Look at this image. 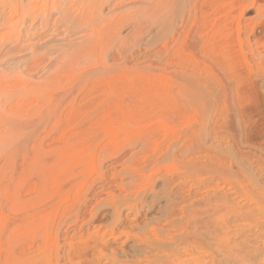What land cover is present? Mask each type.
<instances>
[{
  "label": "rangeland",
  "instance_id": "obj_1",
  "mask_svg": "<svg viewBox=\"0 0 264 264\" xmlns=\"http://www.w3.org/2000/svg\"><path fill=\"white\" fill-rule=\"evenodd\" d=\"M260 54L264 0H0V264H264L203 206L264 201Z\"/></svg>",
  "mask_w": 264,
  "mask_h": 264
},
{
  "label": "bare ground",
  "instance_id": "obj_2",
  "mask_svg": "<svg viewBox=\"0 0 264 264\" xmlns=\"http://www.w3.org/2000/svg\"><path fill=\"white\" fill-rule=\"evenodd\" d=\"M254 4V3H253ZM256 6V5H255ZM244 9V8H243ZM241 10V13L242 12H244V10ZM245 9H247V8H245ZM261 55V54H260ZM264 55V54H263ZM263 55H261V56H263ZM259 57V56H258ZM264 57V56H263ZM260 58V57H259ZM259 58H258V60H259ZM258 65V64H257ZM260 65V64H259ZM259 67V66H258ZM234 75H235V73H234ZM242 75V74H241ZM243 75H244V73H243ZM252 75V74H251ZM207 78V77H206ZM237 78V77H236ZM236 78H235V80H236ZM239 78V77H238ZM248 78V77H247ZM208 79V78H207ZM206 80V79H205ZM209 80V79H208ZM246 80V79H245ZM213 81V80H212ZM247 81V80H246ZM204 82V81H203ZM237 82V81H236ZM235 82V83H236ZM239 83H240V81H239ZM251 84V83H250ZM263 85V84H262ZM252 86V85H251ZM239 96V95H238ZM217 124V123H216ZM220 125V124H219ZM216 127V126H215ZM218 128H216V130H217ZM226 129V128H225ZM153 131V130H152ZM151 131V132H152ZM193 131V130H192ZM199 131V130H198ZM198 131H197V133H198ZM150 132V133H151ZM194 134V133H193ZM192 134V135H193ZM196 134V133H195ZM213 134V133H212ZM149 135V134H148ZM151 135V134H150ZM154 135H155V133H154ZM185 135V134H184ZM205 135V134H204ZM203 135V136H204ZM189 136V135H188ZM195 136V135H194ZM194 136H193V138H194ZM196 136H198V135H196ZM147 137H149V136H147ZM187 139V138H186ZM185 139V140H186ZM190 140V139H189ZM146 141V140H145ZM173 147V146H172ZM183 147V146H182ZM176 148H177V146H176ZM184 148H186V146L184 147ZM190 148V147H189ZM170 149V148H169ZM187 149V148H186ZM172 150H173V148H172ZM175 150V149H174ZM189 150V149H188ZM170 151V150H169ZM225 151V150H224ZM169 153V152H168ZM229 153H231V151H229ZM166 155H167V152H166ZM210 157V156H209ZM212 157H214L215 158V155H212ZM218 159H220L221 160V158L220 157H218ZM190 161V160H189ZM219 161V160H218ZM204 162V161H203ZM216 162V161H215ZM220 162V161H219ZM195 164V163H194ZM204 164V163H203ZM210 164V163H209ZM215 164V163H214ZM219 164V163H218ZM199 165H200V163H199ZM220 166V165H219ZM196 167V166H195ZM215 167V166H214ZM200 168V167H199ZM209 168V167H208ZM216 168V167H215ZM214 168V169H215ZM221 168V167H220ZM216 169H218V168H216ZM220 170V169H219ZM221 171V170H220ZM262 171V173H263V171L264 170H261ZM225 172V171H224ZM214 173V172H213ZM220 173V172H219ZM219 173H217V174H219ZM223 173V172H222ZM137 175V174H136ZM222 175V174H221ZM138 176V175H137ZM219 176V175H218ZM134 177H135V174H134ZM263 178H264V175H263ZM213 188V187H212ZM231 188V187H230ZM202 190H204V191H206V189H203L202 188ZM208 190H209V188H208ZM207 190V191H208ZM212 190V189H211ZM214 190V189H213ZM218 190V189H217ZM216 190V191H217ZM223 190V189H222ZM227 190H228V188H227ZM234 190V189H233ZM233 190H231L230 192H228V193H226V195L225 194H222L221 192V194H222V196L220 195H218V197L217 196H212L213 198H207V200L208 201H206V199H204V201H206L207 203H204V205L203 206H205L206 208H207V210L210 208V209H212L211 211H215V212H218V211H223L224 212V216H223V221L220 223L221 225H220V227H219V229L220 230H228V229H230L231 227H232V229H234V228H238L237 230H234V233H232V234H234V235H239L240 234V232H242L243 231V229H246L247 230V228L250 226V225H253V223H256L255 222V220L257 221V219H263V222H264V201H259V200H256L255 198H251L250 197V194H247V192L246 191H244L245 189H242V191H236V189H235V191L234 192H232ZM201 191V190H200ZM218 192H219V190H218ZM217 192V193H218ZM215 193V192H214ZM219 193V194H220ZM229 193H231V194H229ZM250 193V192H249ZM196 194V193H195ZM200 194H202V193H200ZM206 194V192L203 194V195H205ZM212 194H213V192H212ZM228 194V195H227ZM206 195H208V193L206 194ZM254 195V194H253ZM253 195H252V197H253ZM187 196H188V194H187ZM186 196V197H187ZM196 196V195H195ZM202 196V195H201ZM201 196H199V198L201 197ZM210 196V195H209ZM264 196V195H263ZM188 197H190V196H188ZM204 197V196H203ZM202 197V198H203ZM195 199V198H193V197H190L189 199ZM261 198V197H260ZM188 199V200H189ZM185 200V199H184ZM187 200V199H186ZM201 200V199H200ZM255 200V201H254ZM246 201H249L250 203H248L249 205H247V204H245L246 203ZM243 202H245V203H243ZM202 203V202H201ZM200 204V203H199ZM195 205V204H194ZM199 206V205H198ZM204 208V207H203ZM232 216V218H231V216ZM227 216V217H226ZM228 216H230V218L228 217ZM225 217V218H224ZM257 218V219H256ZM259 221V220H258ZM238 223H244V224H247V225H236V224H238ZM261 223V222H260ZM257 224H258V222H257ZM257 226V225H256ZM262 226V225H261ZM240 228H242V230H240ZM255 229H257V228H255ZM249 230V229H248ZM247 230V231H248ZM251 230V229H250ZM262 230V229H261ZM263 232L262 233H260V230H259V232L258 233H260L259 235H256V234H258V233H256V234H254V237L256 238H254V237H251L252 239L254 238V240H259V239H262V241L264 240V229L262 230ZM245 233V232H244ZM243 233V234H244ZM229 235V234H228ZM231 235V234H230ZM168 237V236H167ZM167 237H166V239H167ZM240 237V236H239ZM249 237V235H248V237L246 238V240H244L243 242L244 243H246L248 240V238H250ZM94 241L93 242H91L90 244L91 245H89V243L86 245V249H83V250H81L80 252H82V253H86L87 252V249L89 250V251H91V252H95V251H97L98 249L100 250V249H104V248H108V247H110V245H109V243L107 242L108 240H106L105 241V238H103V237H99V236H95L94 238ZM165 239V238H164ZM234 240H235V237H234ZM233 240V241H234ZM170 241V240H169ZM172 241V240H171ZM252 241V240H251ZM251 241H249V242H251ZM175 242V241H174ZM178 242V241H177ZM184 242V241H183ZM236 242V241H235ZM234 242V243H235ZM254 242V241H253ZM233 243V244H234ZM237 243V242H236ZM112 244V243H111ZM174 244V243H173ZM240 244V243H239ZM152 245V244H151ZM174 245H179V243L178 244H174ZM241 245V244H240ZM138 246H139V244H138ZM148 246H150V244L148 245ZM153 246H156V245H153ZM243 246V245H242ZM263 246V245H262ZM157 247V246H156ZM134 248V247H133ZM149 248V247H148ZM146 249V248H143V249H139V248H134L133 250L131 249L130 250V255L133 257H137V256H140V255H142V254H147V253H155L156 255L157 254H159V252L161 251V250H157L156 248L155 249ZM153 248V247H152ZM167 248V247H166ZM241 251V250H240ZM8 252V251H7ZM100 252V251H99ZM161 253V252H160ZM248 253H250L251 254V252H248ZM5 253H3V255H4ZM7 254H9V253H6V255H4V258H8L7 260H5L4 258V260L5 261H8L9 260V256H7ZM115 254V253H114ZM145 254V256H147ZM93 255V254H92ZM125 255V254H124ZM129 255V254H128ZM248 255V254H247ZM7 256V257H6ZM101 256V255H100ZM126 256V255H125ZM9 262V261H8ZM115 262V261H114ZM114 262H112V264H115ZM3 263H6L7 264V262H4L3 261ZM93 263V261H91V264ZM95 264H100V263H95ZM120 264V263H119Z\"/></svg>",
  "mask_w": 264,
  "mask_h": 264
}]
</instances>
